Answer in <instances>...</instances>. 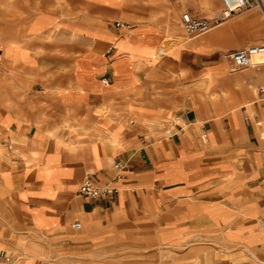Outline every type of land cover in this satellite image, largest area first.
Masks as SVG:
<instances>
[{"label": "crops", "instance_id": "1", "mask_svg": "<svg viewBox=\"0 0 264 264\" xmlns=\"http://www.w3.org/2000/svg\"><path fill=\"white\" fill-rule=\"evenodd\" d=\"M0 2V264H264V77L226 58L260 11L166 50L117 0Z\"/></svg>", "mask_w": 264, "mask_h": 264}, {"label": "rangeland", "instance_id": "2", "mask_svg": "<svg viewBox=\"0 0 264 264\" xmlns=\"http://www.w3.org/2000/svg\"><path fill=\"white\" fill-rule=\"evenodd\" d=\"M117 1L119 2V4H117L116 7L119 10L120 9L122 10V14L124 16V17L120 18V20L122 19V20H126L127 22H131L133 20H143L144 21L145 19H148L150 21H153L154 23L164 25L165 28L168 26L167 27L168 28V32H167L168 37L167 36L166 37L168 38L169 44L167 41H165L163 43V47L166 50H168L170 48L171 44L173 42H175V41H173L172 37L176 36L177 40L180 42H183L185 39L190 38L187 34H185L183 32L181 25H180V16L182 13H184V10L179 8L178 13H175V11L173 10V7H172L173 5L178 4L179 6H181V4L184 1H185V3L187 1H191L193 4H195L199 8V9H197L196 12L195 11L192 12V11L188 10V12L192 16H195V17H204V16H201L200 10L208 11L211 13L215 9L217 10L220 8L218 0H117ZM3 4H4V2H2V3L0 2V7ZM64 5H65V3L63 2L62 6H64ZM249 9H256L259 12L258 8L254 4H252V6L247 8V9L240 10L239 12L249 10ZM114 20H116V19H114ZM222 20H225V19H222ZM222 20L218 21V23H220ZM262 21H263L262 24L264 26V19H262ZM113 26H115L114 23H113ZM127 26L128 25L125 24L124 27H127ZM261 43H264V39H261L257 43H251V44H261ZM248 67L250 69H254L255 73L259 77H264V66L256 65V66H248ZM228 68H229V66H228ZM228 68H227V72H229V73H237V72L241 71L238 69L236 71L230 72V71H228ZM263 84L264 83H262V85ZM194 85H192V87H191L192 89H194V92H192L191 97L193 98V100H195L197 102V105H198V103L203 102V100H206V99L208 100L209 97L200 96V93H202V92L205 93L204 89L203 88H201V89L194 88L195 87ZM163 252H166V251L164 250ZM163 259H165L164 256H163Z\"/></svg>", "mask_w": 264, "mask_h": 264}, {"label": "built area", "instance_id": "3", "mask_svg": "<svg viewBox=\"0 0 264 264\" xmlns=\"http://www.w3.org/2000/svg\"><path fill=\"white\" fill-rule=\"evenodd\" d=\"M224 4V7L228 10L229 15L235 14V12L247 9L254 4L258 7L259 11L263 15L264 19V0H221ZM229 3L232 4L229 6ZM215 18V19H206L203 17H195L189 13L181 14V23L183 31L188 35H198L206 32L212 26L217 25L218 21L226 18ZM115 27H124V23L115 22ZM264 51V45H250L245 46L235 50H228L226 52V58L228 61V66L231 71H235L244 67L251 66V57L256 53H261ZM258 92L260 98L264 100V84L259 86ZM204 137V133H202ZM112 167L116 170L115 177L119 176L120 164L119 162H113ZM116 192V189L110 186L108 183H98L92 180L90 176H85L83 180L77 187V193L80 196L86 198H112ZM79 226L78 222H73L72 227L77 228Z\"/></svg>", "mask_w": 264, "mask_h": 264}, {"label": "bare ground", "instance_id": "4", "mask_svg": "<svg viewBox=\"0 0 264 264\" xmlns=\"http://www.w3.org/2000/svg\"><path fill=\"white\" fill-rule=\"evenodd\" d=\"M218 2H219V5H220V8L219 9H217L216 11L217 12H215L214 11V13H213V11L210 13V15H208L207 17H203V18H206V19H215V18H223V16H227L226 18H224V19H227V18H229L230 17V15H229V9L227 10L225 7H224V4H223V2L221 1V0H218ZM221 3V4H220ZM232 4H230L229 3V6H231ZM258 8V7H257ZM185 10V9H184ZM240 11V10H239ZM239 11H237V12H235V14L236 13H238ZM184 13H189V12H184ZM190 14V13H189ZM191 15V14H190ZM181 21H182V19H181V16H180V25H181V28H182V23H181ZM218 25V24H217ZM216 26V25H215ZM215 26H212L209 30H207L206 32H204V33H207L208 31H210L213 27H215ZM183 30V29H182ZM184 32V31H183ZM185 33V32H184ZM204 33H201V34H198V35H188V36H199V35H202V34H204ZM186 34V33H185ZM257 45H259V44H257ZM261 45V44H260ZM264 45V44H263ZM254 46H256V45H254ZM263 58H264V51L263 52H261V53H256V54H254L252 57H251V66H256V65H260V63H262V60H263ZM236 71V70H235ZM233 72V71H232Z\"/></svg>", "mask_w": 264, "mask_h": 264}]
</instances>
